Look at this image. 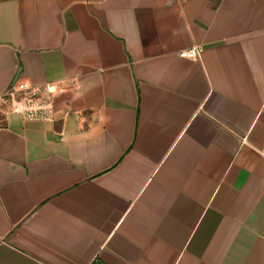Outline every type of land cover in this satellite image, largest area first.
<instances>
[{
    "label": "crops",
    "instance_id": "0c3cea01",
    "mask_svg": "<svg viewBox=\"0 0 264 264\" xmlns=\"http://www.w3.org/2000/svg\"><path fill=\"white\" fill-rule=\"evenodd\" d=\"M17 81L58 90L0 106V264H264V0H0Z\"/></svg>",
    "mask_w": 264,
    "mask_h": 264
},
{
    "label": "built area",
    "instance_id": "2783aa9c",
    "mask_svg": "<svg viewBox=\"0 0 264 264\" xmlns=\"http://www.w3.org/2000/svg\"><path fill=\"white\" fill-rule=\"evenodd\" d=\"M203 47L193 45L179 52V56L199 61ZM56 85H28L25 82H14L0 94V106L3 111L19 116L25 121L51 122L55 115L54 98ZM91 264H96L93 260Z\"/></svg>",
    "mask_w": 264,
    "mask_h": 264
}]
</instances>
